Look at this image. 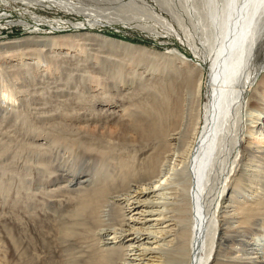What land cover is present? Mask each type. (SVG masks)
Returning a JSON list of instances; mask_svg holds the SVG:
<instances>
[{
  "label": "bare ground",
  "instance_id": "bare-ground-1",
  "mask_svg": "<svg viewBox=\"0 0 264 264\" xmlns=\"http://www.w3.org/2000/svg\"><path fill=\"white\" fill-rule=\"evenodd\" d=\"M50 1L76 6L71 0ZM135 1L133 6L171 26L154 6ZM226 13L212 25L215 45L208 52L185 34L196 56L205 62L210 57L207 78L202 64L171 50L153 97L132 100L125 119L77 95L40 120L35 135L64 152L50 160L52 150H42L33 166L37 179L43 178L39 189L51 197L65 188L68 203L59 209L47 203L53 224L40 225L35 237L24 234V228L15 237L14 225L2 222L11 239L8 246L0 234L2 264H222L218 244L234 225L260 227L244 252L251 264H264V146L255 136L264 128V0H235ZM86 39L99 46L105 42L96 35ZM28 42L10 40L1 48L31 46ZM39 59L26 68L37 67ZM0 85L3 117L16 91L2 79ZM111 117L114 127L79 125ZM86 168L88 176L81 179ZM44 181L52 188L43 191ZM9 250L17 253L15 260L8 258Z\"/></svg>",
  "mask_w": 264,
  "mask_h": 264
},
{
  "label": "rangeland",
  "instance_id": "rangeland-1",
  "mask_svg": "<svg viewBox=\"0 0 264 264\" xmlns=\"http://www.w3.org/2000/svg\"><path fill=\"white\" fill-rule=\"evenodd\" d=\"M71 1L76 3L75 7L50 0H0V79L16 91L11 107L3 117L0 115V225L2 222L14 225L12 235L15 237L22 234L19 232L22 228L28 237H35V229L40 225L45 229L52 226L47 203L52 202L58 209L68 203L69 194H63L65 188L53 192L51 197L44 196L39 189L43 178L37 179L33 166L42 157V150H48V154L52 150L50 160L57 151L64 152L48 146L44 135H35L40 120L54 116L53 112L62 107L65 100L77 95L89 103L97 101L98 109L113 110L114 118L119 121L125 119L132 100L153 97L155 86L164 79V69L171 62L167 58L171 50L185 53L193 65L202 64L205 77L208 76L210 57L205 62L196 56L185 34L196 37V43L208 52L215 45L213 23H218L226 11L227 15L235 3V0H145L155 7L161 19L171 24L168 26L151 13L133 6L135 0ZM90 35L105 42L99 46L95 40L86 39ZM109 39L113 43L131 45L126 48L111 44ZM10 40L29 41L27 44L31 46L22 45L10 51L1 48ZM200 42H204L203 45ZM136 48H140V52ZM37 56L40 58L38 66L26 68L28 62L33 61L30 66L35 65ZM52 58H56V62ZM203 97L206 102V87ZM244 116L247 123L254 124L252 118ZM114 118L90 119L79 125L92 129L114 127ZM255 136L259 138L258 144L264 146V128ZM67 156L65 154L63 159ZM83 170L81 179L89 173L87 168ZM43 185L45 191L53 184L44 181ZM259 228L258 225L227 227L218 244L219 258L225 259L222 264H231L227 260L237 256L244 257V264H251L244 252L245 244L257 236ZM207 233L209 243L210 227ZM0 234L9 246L11 239L1 226ZM189 244L190 232L187 246ZM8 258L15 260L17 253L9 250ZM185 258L187 260V254Z\"/></svg>",
  "mask_w": 264,
  "mask_h": 264
},
{
  "label": "water",
  "instance_id": "water-1",
  "mask_svg": "<svg viewBox=\"0 0 264 264\" xmlns=\"http://www.w3.org/2000/svg\"><path fill=\"white\" fill-rule=\"evenodd\" d=\"M195 250H196V249H195ZM195 250H194V251H195ZM195 252H196V251H195ZM193 262H194V259H193Z\"/></svg>",
  "mask_w": 264,
  "mask_h": 264
}]
</instances>
